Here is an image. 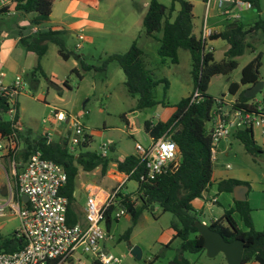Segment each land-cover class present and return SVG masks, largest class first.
<instances>
[{
  "label": "rangeland",
  "instance_id": "1",
  "mask_svg": "<svg viewBox=\"0 0 264 264\" xmlns=\"http://www.w3.org/2000/svg\"><path fill=\"white\" fill-rule=\"evenodd\" d=\"M164 7L170 5V0H157ZM193 4L194 19H202L205 14L204 4L199 0H186ZM237 1L240 10L237 12L239 19L237 23L243 27L253 24L258 18L264 20V0L259 2V12L254 8ZM149 0H100L98 11L87 3L84 5L87 13L78 19H89L91 21H101L108 35L104 37L101 34H94L91 31L83 30L81 33L85 39L78 41L76 33H71L64 26L61 28V38L64 41L65 48L80 55L83 61L93 66H100L105 58L112 54L124 53L125 49L120 44L109 43L114 36L123 39L135 37L138 47L144 48L143 63L144 67L150 74L156 78H164L168 82V89L163 105L158 104L144 110H135L136 96H130L123 85L124 76L115 61L109 62L105 71H83L76 67V72H70V62L58 60L57 46L54 44L47 45L49 50L46 51L44 63L45 72L36 69V56L28 53L18 44L14 52H22L25 57L19 60L21 68L17 73L7 72L5 67H0V72L4 78L14 79L16 75L21 77L24 83L23 91L17 97L18 103V123L24 133L28 134L30 140H36L38 137L49 133L51 140L56 143L66 141V147L71 154L76 155L83 151H97L102 143H109L113 147L107 155L112 161H117L122 156L134 153L135 143L142 146H148L149 136L143 129V119L154 118L159 121H166L174 111V106L184 98L192 89V79L190 75V55L188 51L180 49L178 51V63L166 64L159 63L156 49L158 44L153 40H147L141 23V14L146 10L143 4L148 5ZM178 7V6H177ZM100 14L99 17L96 14ZM16 14V12H15ZM14 14V15H15ZM7 15L0 12V59L4 51H7L14 40L20 35L19 29L23 27L24 34H30L32 24L30 23L31 15L17 14ZM225 22L223 16H217L216 11L209 10L207 14V24L213 23L222 25ZM40 31L56 28L52 24L42 23L36 27ZM110 31V32H109ZM140 32L139 36L138 33ZM138 37V38H137ZM92 41V42H91ZM250 47L244 50L242 56L236 59L237 67L226 75L213 76L207 86L206 93L213 98H224L230 101L232 95L228 93V85L239 83L240 71L256 55H260V67L258 69L259 81L262 83L260 93L255 95V99L264 102V43L263 34L258 31L246 39ZM215 50L213 53L214 60L220 61L223 58V52L226 47L225 42L217 39L213 42ZM60 61L58 66L53 62ZM51 68V69H50ZM53 68V70H52ZM23 70V73L21 71ZM52 70V72H51ZM240 88H242L240 86ZM156 100L162 99V85L155 89ZM232 102V101H231ZM59 111L68 116L76 117L83 124L84 132L90 136L91 141L86 148L80 149L81 136L74 135V132L64 122L60 116L54 117L51 113ZM131 119V127L127 128L124 118ZM6 118H9L8 115ZM136 120L139 124L137 125ZM153 120V119H151ZM209 124H206L208 128ZM255 143L264 150V141H261L258 134L253 135ZM77 141V142H76ZM228 152L219 147L215 170L213 171V180L223 176L231 177L240 182L246 183L248 189L249 206L254 210L250 216L253 228L261 231L264 225V153L255 157L247 154L243 146L233 137H228ZM76 142V146L71 149V143ZM2 144L3 141L0 140ZM3 145V144H2ZM18 149L15 154L14 166L18 171L20 153L24 148L20 140ZM12 162V161H11ZM8 159L3 160L4 167L7 171L2 174L0 179V194L3 189L13 188V167ZM228 165V168H225ZM5 175V176H4ZM87 176V177H85ZM95 179L99 174H95ZM95 183L91 173L84 174L79 170V177L75 181L76 188L81 183ZM136 188L134 181L125 183L124 191L129 194L133 193ZM218 198V204L210 200L213 196ZM225 193L217 192L215 185L205 192L198 202L203 200L205 207L203 214L198 216L200 222L209 224L211 220L218 219L222 216L225 201ZM137 195L133 193L135 207H139L136 201ZM79 196L72 203V209L75 210L79 204ZM197 202V203H198ZM196 203V204H197ZM193 208L195 203L192 204ZM153 208L145 209L139 215L136 225L132 228L128 240L120 239L123 232L131 226V215L125 213L118 219H114V212L108 214L103 221V229L108 233L109 239L106 242V249L113 257L120 259L118 264H168L178 259L180 241L169 238V224L174 220L169 213H162L156 204ZM116 209V208H115ZM237 221L238 217H234ZM13 231H19V220L16 216L6 213L0 217V233L8 235ZM137 248L140 251V258L135 259L132 250ZM183 258L189 264H226L222 254L214 258H208L205 252L196 254L184 253ZM85 264H92L90 257H83Z\"/></svg>",
  "mask_w": 264,
  "mask_h": 264
},
{
  "label": "trees",
  "instance_id": "2",
  "mask_svg": "<svg viewBox=\"0 0 264 264\" xmlns=\"http://www.w3.org/2000/svg\"><path fill=\"white\" fill-rule=\"evenodd\" d=\"M11 1L14 2L15 12L31 15L30 23L33 27H38L48 21L54 2V0ZM199 1L205 3L207 0ZM241 2L259 12L260 0H241ZM192 20V4L186 0H170L168 7H164L157 0H149L147 10L142 18L145 36L158 43L156 53L161 65L167 60L170 64H177L178 51L180 49L188 51L191 61V91L199 92L197 102L190 104V93L182 98L174 106L173 113L166 121L152 123L146 120L143 123V129L151 140H156L164 133L170 135L178 150L176 167L153 180L138 181V176L143 172V169L133 155L125 156L122 161H115L118 172L128 174V181L137 182L133 193L137 195L136 201L140 204L137 208L134 200L130 204H125L127 213L131 215V226L123 232L120 239L128 240L141 212L157 204L162 213H169L174 218L169 224V229L173 232L171 240L178 239L180 241L178 259L173 260L176 264H189L183 258L184 253L204 252L203 238L194 227V224L199 222V214L194 211L191 203L200 199L213 185V164L210 160L211 139L206 129V123L217 98L206 93L208 83L213 76L229 74L237 67L236 59L243 55L246 48L250 47L246 42L247 38L260 31L263 34L264 43L263 19L258 18L247 27L234 21L227 25L223 31L212 35V40L221 39L227 44L223 58L220 61H215L212 53L203 51L202 42L193 34ZM234 25L236 27L231 28ZM61 34L62 30L56 28H49L45 31L36 30L28 37L19 38L18 44L26 52L34 54L38 61L46 53L47 45L54 44L57 46V54L62 60L66 61L72 58L83 71H105L107 64L115 61L123 73V85L126 92L130 96L137 97L135 110L141 111L158 104L164 106L163 101L166 97L168 82L164 78H154L144 67L143 53L135 42L126 52L109 55L100 66H93L85 63L80 55L68 51ZM259 60L260 55L258 54L241 69L239 83L228 85V93L235 96L233 107H240L252 99L245 97L244 90H240V86L254 85L259 80ZM36 69H39V63H37ZM76 71L74 68L70 72ZM158 85H162L160 101H157L155 96V89ZM11 102L15 113L13 118L9 119L6 116ZM16 121H18L17 99L13 100L7 93L0 92V140L5 141L7 145L10 142H16V140L23 142L24 148L20 153L22 164L27 160L29 154L40 151L43 158L50 159L62 166L66 179L59 193L67 200L66 223L68 225L76 224V216L71 210V203L78 171L92 173L99 169L100 174L104 175L112 160L98 155L95 151L71 154L66 147V141L52 142L46 134L36 140H30L27 133L13 128ZM233 136L243 146L247 154L255 157L264 153V150L253 140L249 129L239 130ZM90 141V136L86 134L80 149L86 148ZM5 156L10 161L12 160L11 151ZM4 169L7 171L6 167ZM15 169L17 170V167ZM12 178L14 181L15 178L13 176ZM238 185L247 186L246 183L228 178L219 180L216 183V189L219 193H232L233 188ZM133 193L129 197H133ZM232 214L237 215L245 228L244 231L237 227ZM250 214L251 209L246 200H234L233 207L224 211L220 218L212 220L208 227L221 234L226 242L234 239L244 242L242 264L250 262L264 264V225L261 231H256L253 228ZM24 245L25 238L19 232L13 231L8 235L0 233V252L13 253L23 248ZM92 264L100 263L92 261Z\"/></svg>",
  "mask_w": 264,
  "mask_h": 264
},
{
  "label": "built area",
  "instance_id": "3",
  "mask_svg": "<svg viewBox=\"0 0 264 264\" xmlns=\"http://www.w3.org/2000/svg\"><path fill=\"white\" fill-rule=\"evenodd\" d=\"M215 5L217 15L225 20L236 21L237 1L234 0H207L206 11L203 17L198 38L202 42L203 51L212 53V35L215 33L207 24V8ZM0 12L14 15V2L0 0ZM36 30H32V33ZM78 40H83L82 35H77ZM3 73L0 72V92L7 93L11 99H17L23 91L24 83L19 75H16L9 84H4ZM199 92H190V104L197 102ZM234 102L217 99L210 110L208 128L211 148L210 160L214 164L217 160L219 144L232 136L235 132L249 129L251 134H258L264 139V102L255 98L247 101L240 107H233ZM15 108L12 102L9 106L8 117L13 118ZM54 117L60 116L74 132L81 136L83 143L85 132L83 124L76 117L68 116L59 111L51 113ZM206 123V124H207ZM17 131H22L18 121L13 125ZM48 138V136H47ZM77 142V141H76ZM76 142H72L73 149ZM19 140L0 143V152L7 155L12 152L13 188L8 187L4 195H0V217L6 213L16 216L19 220V232L25 238V245L13 253L0 252V264H72L76 253L92 257V261L100 264H118L120 259L111 256L103 250V242L109 239L108 233L103 229V221L112 211L116 220L127 211L125 204L132 203L129 193L122 188L128 181V174L112 190L105 193L91 192L87 195L84 205V225L66 223L67 200L60 195L66 175L62 166L50 159L43 158L40 151L29 154L27 160L16 172L14 156L18 149ZM111 144L102 143L96 153L107 157ZM138 161L143 172L139 174L138 181L153 180L161 174L172 171L178 162V150L176 144L168 133H164L156 140H150L148 146L139 143L134 145L132 154ZM225 168H228L226 165ZM135 182V181H134ZM137 184V182H135ZM25 196L27 202L21 201ZM211 202H215L211 198ZM116 208V209H115ZM204 223V222H202ZM205 224V223H204ZM75 264H79L77 261Z\"/></svg>",
  "mask_w": 264,
  "mask_h": 264
},
{
  "label": "crops",
  "instance_id": "4",
  "mask_svg": "<svg viewBox=\"0 0 264 264\" xmlns=\"http://www.w3.org/2000/svg\"><path fill=\"white\" fill-rule=\"evenodd\" d=\"M99 2H100V0H54V2L52 4V8H51V13H50L49 19H48V21L46 23L52 24L53 26L57 27V29H59V26H63V27L65 26L66 27L65 29H67L69 32L76 33V35H75L76 39H77V35H82L81 33L83 32V30L91 31L94 34H101L102 36L96 37V38L99 39L101 37H104V35H108L109 34L108 32H106V30L104 28V24L101 21L99 22V21H91L89 19H78V20L76 19V18L84 16L87 13L88 9L86 10V8H84V5L86 3L88 5H91L94 8V12H95V11H98V8L100 6ZM199 2L201 4H204L205 11H206L205 3L201 2V1H199ZM191 4H192V2H191ZM142 7H146V10H147V4H143ZM146 10L140 16L141 17V23H142V18L144 16ZM192 10H193V4H192ZM209 10H210V12L211 11H216L215 10V5L214 4H210L208 6L207 14H208ZM236 10H237V12L240 10V6L239 5H236ZM237 12H236V14H237ZM17 14H21V13L16 12V14L14 16H16ZM22 15H24V14H22ZM99 15H100L99 13L96 14L97 17H99ZM192 15H193V20H192V23H193V34L196 37H198L199 29H200V26H201V23H202V20H203L204 16L202 17V19H197V18L194 19L195 16H194L193 12H192ZM24 16H26V15H24ZM30 21H31V18H30ZM232 22H234V21L225 20V22L222 25H216V23H213L210 27L212 28V30L215 33H218V32L223 31L227 27V25L231 24ZM23 29H24L23 27H20V29H19L20 35L14 40V43L12 44V46L7 51L3 52V55H2V57L0 59V67H5L7 72L17 73L19 71V69L21 68V66L19 65V60L21 58H24L25 55L22 52L19 53V51L14 52V50L18 47L19 38H21V37L25 38V37H28V36L33 34L32 31H31L30 34H24L23 33L24 32ZM33 29L34 30H38L36 27H33L32 30ZM137 33H138V36H139L140 32H137ZM158 36H159V34H158ZM83 39H85L84 36H83ZM150 39L151 38H149V37L147 38V40H150ZM151 40H153L155 42V44H158L154 39H151ZM78 41H82V40H78ZM109 41H112V42H109V43L120 44L123 47V49H125L124 50L125 52L128 50V48L130 47V45L133 42H135V44L137 45V41H136L135 37L123 39L122 35H121V37L114 36ZM215 41L216 40H212V42H211V45L213 47L212 55H213L214 50H215V46L213 44V42H215ZM225 45H226V47L224 49V52L227 49V44L225 43ZM138 48L142 52L145 51L144 48H142V47L141 48L138 47ZM48 50H49V48L47 46V51ZM224 52H223V54H224ZM46 53L41 57V59H39V61L37 60V57H35L36 58V65H37V63H39V69H40L41 72H45L44 63L46 62V59H45L46 58L45 57ZM58 58H59L58 60H62L60 57H58ZM178 59H179V57H178ZM213 59H214V56H213ZM59 62L60 61L53 62V68H54V66L55 67L58 66L60 64ZM63 62H70V65H71L70 69L77 67V62L75 60H73L72 58H69V59H67L66 61H63ZM166 63H167V61L164 64H166ZM53 68H52V70H53ZM52 70H51V72H52ZM21 73H23V70L21 71ZM12 80L13 79L10 80V79L4 78V76H3L4 84H9ZM241 87L242 88H240V90H245L246 88L250 87V85H245V86H241ZM232 98L233 99H231L230 102L235 100V96H232ZM151 119H153V120H151ZM146 120L151 121L152 123H155L156 121H159V120H156L154 118H150V119L145 118V119H143V123ZM124 122H125L127 128L131 127V119L130 118H124ZM136 123H137V125L139 124L138 120H136ZM46 135L48 136V139L50 141H52L50 134L46 133ZM259 138L261 139V141H264L263 138H261V137H259ZM253 140H254V138H253ZM228 142H229L228 139H226V140L222 141L219 144V147L220 146H221V148L223 147L222 149L224 150L225 154H227V152H228V148H227V145H225V143L228 144ZM219 147H218V151H219ZM110 151H113V147L112 146L110 148ZM125 156L126 155L122 156L117 161H122ZM4 159H8V158L2 152H0V179H2V174H4V172H6L5 169H4V164H3V160ZM8 160L10 161V159H8ZM11 164H12V162H11ZM18 165L20 167L22 165V162H19ZM215 166H217V165H215V163H214L213 164V171L215 170L214 169ZM217 170H219L218 167L216 168L215 171H217ZM83 173L88 175V173H85V172H83ZM96 173L99 174V178L98 179H95V177H94ZM91 176H93L94 180H96L97 182H95V183H90V182L84 183L83 182V183L80 184L79 188H76V185H74L72 203L75 201L77 196H79V199H80L79 200V204L77 205V208H75V210L72 209V203H71V210L73 211V213L76 216V221H77L76 224L84 225V223H85L84 222V205H85L86 197H87V195L89 193H91L93 191V192H97V193H103L105 195V193H107L110 190H112L117 184H119L124 179V174L120 173V172H118L116 170L115 161H111L109 163L108 169L106 170L104 175H101L100 172H99V169H96L94 172L91 173ZM78 177H79V171L77 173L76 179H78ZM85 177H87V176H85ZM228 178H231V177L223 176L222 178H218V179L214 178L213 185H215V187H216V183L219 180L228 179ZM76 179H75V181H76ZM231 179H233V178H231ZM125 183L122 186L123 190L125 188ZM223 193H225V192H223ZM225 194L226 195H224V197H223V200L225 201V203H224L225 208H223V210H222L223 212L228 210V209H231L233 207V201H234L232 193H225ZM212 198L215 199V202H212V203L218 204V198L215 195ZM198 200L199 199L194 200L191 203V205L195 203V207L193 208V206H192V208L200 216V215L203 214V209L205 207V204H204L202 199H201L202 202H198ZM246 201L248 202V189H247V192H246ZM248 205H249V202H248ZM250 209H251V213H252L254 210L251 207H250ZM235 216H237V215L236 214H232V218L235 221L237 227L244 231L245 228L243 227V225H242V223L240 222L239 219H238L239 221H237L234 218ZM213 220H215V219H213ZM206 225H208V224H206ZM172 235H173V232L169 229V238L170 239H172ZM106 242L107 241L103 242V250H105L107 253H109L108 250L106 249ZM83 257H90V256L83 255L81 253H76L73 256V259H72L71 263L75 264L78 261L79 264H85V259L82 260ZM90 258H91V261H92V257H90ZM246 264H256V263L250 262V263H246Z\"/></svg>",
  "mask_w": 264,
  "mask_h": 264
},
{
  "label": "water",
  "instance_id": "5",
  "mask_svg": "<svg viewBox=\"0 0 264 264\" xmlns=\"http://www.w3.org/2000/svg\"><path fill=\"white\" fill-rule=\"evenodd\" d=\"M232 26L231 28H235ZM262 83L258 80L254 85L244 90V95L247 98H253L255 95L260 93ZM247 188L243 185H238L233 188L232 195L235 201L246 200ZM5 194V189L1 191V195ZM21 201L26 203L27 199L25 196L21 197ZM153 208V207H151ZM194 227L197 232L203 238V249L208 258H214L218 254H222L226 264H242V256L244 251V242L240 239H234L233 241L226 242L221 234L211 230L208 225L202 222H196ZM132 255L135 259L140 258V251L137 248L132 250ZM168 264H176L174 261Z\"/></svg>",
  "mask_w": 264,
  "mask_h": 264
}]
</instances>
